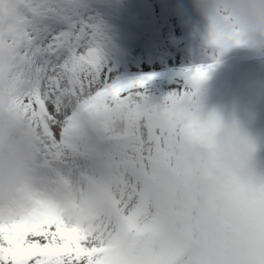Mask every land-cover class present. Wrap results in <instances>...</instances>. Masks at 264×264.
<instances>
[{"label": "snow or ice", "instance_id": "obj_1", "mask_svg": "<svg viewBox=\"0 0 264 264\" xmlns=\"http://www.w3.org/2000/svg\"><path fill=\"white\" fill-rule=\"evenodd\" d=\"M102 39L86 0H0V93L38 145L23 198L0 206V264H264V177L222 171L223 122L200 111L214 65L153 103L154 76L114 79ZM207 42L255 41L211 24Z\"/></svg>", "mask_w": 264, "mask_h": 264}, {"label": "rangeland", "instance_id": "obj_2", "mask_svg": "<svg viewBox=\"0 0 264 264\" xmlns=\"http://www.w3.org/2000/svg\"><path fill=\"white\" fill-rule=\"evenodd\" d=\"M90 2L104 4L119 25L110 27ZM86 12L101 26L100 51L112 77L136 80L152 74L143 91L153 103L182 82V70L213 64L199 85L200 111L216 114L254 145V171L264 177V102L254 89V75L264 66V44L256 39L220 54L208 44L209 24L193 12L190 0H86Z\"/></svg>", "mask_w": 264, "mask_h": 264}, {"label": "clouds", "instance_id": "obj_3", "mask_svg": "<svg viewBox=\"0 0 264 264\" xmlns=\"http://www.w3.org/2000/svg\"><path fill=\"white\" fill-rule=\"evenodd\" d=\"M193 12L225 32H239L251 40L264 37V0H190ZM13 96L0 93V206L24 196L38 157V145L26 125L10 112ZM215 148L222 171L247 184L255 171V147L239 131L223 123Z\"/></svg>", "mask_w": 264, "mask_h": 264}, {"label": "water", "instance_id": "obj_4", "mask_svg": "<svg viewBox=\"0 0 264 264\" xmlns=\"http://www.w3.org/2000/svg\"><path fill=\"white\" fill-rule=\"evenodd\" d=\"M260 39L264 43V37H260ZM256 80L258 83L259 91L262 94L264 100V68L260 69V72L257 73Z\"/></svg>", "mask_w": 264, "mask_h": 264}, {"label": "bare ground", "instance_id": "obj_5", "mask_svg": "<svg viewBox=\"0 0 264 264\" xmlns=\"http://www.w3.org/2000/svg\"><path fill=\"white\" fill-rule=\"evenodd\" d=\"M95 6H97V5H95ZM102 9H107V7H102ZM106 20H109V18L108 17H104Z\"/></svg>", "mask_w": 264, "mask_h": 264}]
</instances>
